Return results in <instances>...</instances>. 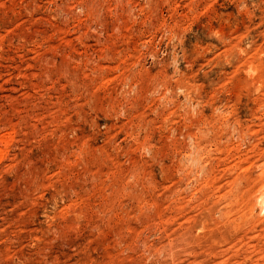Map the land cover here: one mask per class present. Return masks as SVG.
Masks as SVG:
<instances>
[{
    "label": "rangeland",
    "instance_id": "rangeland-1",
    "mask_svg": "<svg viewBox=\"0 0 264 264\" xmlns=\"http://www.w3.org/2000/svg\"><path fill=\"white\" fill-rule=\"evenodd\" d=\"M0 264H264V0H0Z\"/></svg>",
    "mask_w": 264,
    "mask_h": 264
}]
</instances>
